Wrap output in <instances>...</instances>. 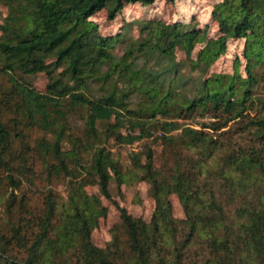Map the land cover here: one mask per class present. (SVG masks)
Returning a JSON list of instances; mask_svg holds the SVG:
<instances>
[{"label": "trees", "instance_id": "obj_1", "mask_svg": "<svg viewBox=\"0 0 264 264\" xmlns=\"http://www.w3.org/2000/svg\"><path fill=\"white\" fill-rule=\"evenodd\" d=\"M4 1L9 10L0 23V73L10 86L0 98V113L15 99L27 125L53 130L61 119L53 113L61 114L60 105L68 100L88 110L87 125L97 135V122L107 123L125 112L130 115V131L138 128L140 134L122 133L124 124L116 118L115 124L107 123L105 137L131 144L146 134L147 123L156 124L172 147L175 164L164 174L153 168L151 149L143 165L135 158V165L145 168L155 209L147 222L113 201L120 213L122 239L117 231L101 248L92 242L91 231L107 209L98 196L83 190L88 181L82 179L69 182L68 201L59 207L48 195L43 209L32 212L22 197L11 220L14 191L28 167L18 166L19 176L14 175L11 135L0 119V171L11 187L6 203L9 229L0 233V264H264V0L217 3L215 37L207 36V26L182 29L178 22L140 21L138 38L120 52L116 48L125 42L122 35H101L91 17L105 10L112 20L127 4L149 5L155 0ZM232 38L244 39L241 56L234 59L235 72L209 73ZM178 51L185 55L188 71H198L196 78L179 75ZM153 57L166 61V66L147 69L145 64ZM242 60L244 77L238 72ZM38 72L50 79L46 93L35 91L25 78ZM170 72L174 75L167 78ZM94 83L97 93L89 90ZM181 87L189 97L179 91ZM131 95L144 97L138 109L128 108ZM199 108L210 111L213 120L200 129L182 126L180 116ZM231 121L236 131L247 134V142L224 146L206 131L217 132ZM177 130V135L168 134ZM61 135L56 131L51 145L40 146L58 160L50 171H62L73 179L65 159L68 153L61 150ZM179 147L193 149L198 156L186 159L184 169ZM92 171L100 193L112 199L110 171L118 185L122 178L106 147L97 149ZM203 173L206 180H221L220 194L212 188L201 190L197 180ZM170 193L182 203V220L172 216ZM195 243L198 247L192 249Z\"/></svg>", "mask_w": 264, "mask_h": 264}, {"label": "rangeland", "instance_id": "obj_2", "mask_svg": "<svg viewBox=\"0 0 264 264\" xmlns=\"http://www.w3.org/2000/svg\"><path fill=\"white\" fill-rule=\"evenodd\" d=\"M222 0H174L172 2L165 0H155L149 5H141L139 3L127 4L122 11L112 20L107 18L105 10H100L95 13L91 19L98 24V31L103 36L122 35L124 43L119 44L116 48L120 52L122 46H125L130 41H133L139 36L140 21L161 20L165 23L178 22L181 23L182 29L201 28L207 26V36L215 37L218 33L217 22L213 18V10L217 3ZM8 6L4 0H0V23L8 15ZM200 45H197L194 50V55ZM244 49V39H229L227 49L215 62L210 66L209 73L233 74L235 72L234 59L236 56H241ZM177 60L181 62L179 75L192 76L196 78L198 71L189 72L186 65L185 55L177 52ZM167 62L150 58L145 66L147 69L158 71L166 66ZM60 71V68L58 69ZM238 72L241 76H245L244 61L238 67ZM173 72H170L166 77L170 78ZM165 76V74L163 75ZM26 80L30 87L40 93L47 92V85L50 81L45 72L26 75ZM10 84L2 73H0V98L9 88ZM97 84H90L89 90L97 93ZM256 89V88H255ZM185 97H189L190 93L185 88H179ZM259 91V90H255ZM145 96V95H144ZM144 98L131 95L128 100L129 109H138L139 101ZM142 102V100H141ZM16 100H10L0 113V119L8 128L12 144L10 148L11 154L14 156L12 164L15 167V176L18 175L17 167L23 165L28 171L25 175H21V185L14 191L15 193V212L12 213L11 220H15L17 216V208L19 201L25 197L24 202L32 209V212H40L48 195L55 201L59 207L68 201L69 197V182H77L82 179V182L88 181L83 186V190L88 195H96L100 198L102 205L107 209L104 217H100L98 225L91 231L92 242L104 248L111 241L114 233L118 231L122 239L120 213L113 201H116L120 206L136 218H141L149 221L155 209V200L151 194V184L145 175V168L142 166L145 163V155L148 149L153 151V168L160 173H170L173 164H175L172 147L164 142L161 136V131L155 127L156 124L147 123L145 125L146 134L139 140L131 144H121L116 142L112 137L106 138L103 130L108 124H115L117 119L122 121L124 126L121 128L122 133H128L131 126L127 121L130 115L122 112L117 116L111 117L107 123L97 122L96 128L98 134H93L87 125L88 110L75 105L72 106L68 100H64L60 105L61 114L53 113V117H61L55 122L53 130L42 129L34 125H27L26 115L23 110L18 109ZM54 108V107H53ZM52 108V109H53ZM141 108V107H140ZM56 110V109H55ZM145 115V114H144ZM211 112L204 111L202 108L196 109L188 114L181 115L178 121L182 126H191L197 129L202 128V123H208L211 119ZM161 117V115H157ZM165 117H174L167 115ZM147 118V117H143ZM172 120V119H170ZM235 122H228V125L217 132L209 131L210 135L217 138L218 141L229 147H237V145L247 142V134H241L235 130ZM61 130L60 145L61 150L67 152L66 164L70 171L74 173L75 178L64 176L62 171H50V166L57 165L58 160L52 153L46 151L45 145L41 148L40 144L47 142L46 145H51L56 138V131ZM227 131V132H224ZM132 134L139 135L140 130L136 128L130 131ZM168 134L177 135L179 130L172 131ZM106 147L110 152V157L119 170L122 183L118 185L116 174L110 171L109 190L112 199L105 198L99 190L98 185L94 182L95 175L92 171L93 158L97 149ZM175 146V145H174ZM50 147V146H48ZM174 148V147H173ZM182 155L180 169L187 168L186 159L197 158L195 150H187L185 148H177ZM218 156V155H217ZM216 156V157H217ZM135 158H139L142 165H135ZM80 161V164L78 163ZM210 161V160H209ZM205 161L203 163L206 166ZM173 163V164H172ZM30 168V169H29ZM204 171V169H203ZM6 173L0 171V233H7L9 229L8 212L6 209L7 198L11 192L8 180L5 179ZM198 183L201 190L208 191L209 188L215 190L216 195L220 194L219 185L221 180L218 178L205 179L204 173L198 177ZM206 181L209 183L207 185ZM73 182V183H75ZM85 183V182H84ZM205 189L203 184H205ZM76 184H72L76 186ZM219 190V191H218ZM206 195V194H204ZM168 198L172 206V216L179 221L184 219V211L182 203L175 193H170ZM223 199V196H222ZM198 243L192 246V249L197 248Z\"/></svg>", "mask_w": 264, "mask_h": 264}]
</instances>
